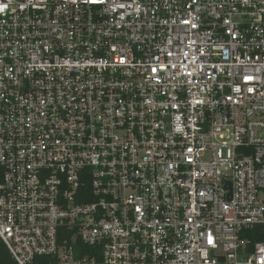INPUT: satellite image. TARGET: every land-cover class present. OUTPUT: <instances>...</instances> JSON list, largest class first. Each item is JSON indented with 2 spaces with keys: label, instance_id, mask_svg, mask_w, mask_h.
Returning <instances> with one entry per match:
<instances>
[{
  "label": "built area",
  "instance_id": "built-area-1",
  "mask_svg": "<svg viewBox=\"0 0 264 264\" xmlns=\"http://www.w3.org/2000/svg\"><path fill=\"white\" fill-rule=\"evenodd\" d=\"M0 247L264 264V0H0Z\"/></svg>",
  "mask_w": 264,
  "mask_h": 264
},
{
  "label": "trees",
  "instance_id": "trees-1",
  "mask_svg": "<svg viewBox=\"0 0 264 264\" xmlns=\"http://www.w3.org/2000/svg\"><path fill=\"white\" fill-rule=\"evenodd\" d=\"M0 264H15L6 249L0 247ZM32 264H47L45 258H38Z\"/></svg>",
  "mask_w": 264,
  "mask_h": 264
}]
</instances>
